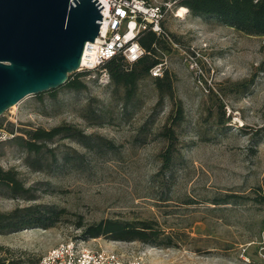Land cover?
<instances>
[{
    "label": "rangeland",
    "instance_id": "374dc122",
    "mask_svg": "<svg viewBox=\"0 0 264 264\" xmlns=\"http://www.w3.org/2000/svg\"><path fill=\"white\" fill-rule=\"evenodd\" d=\"M179 7L168 8L162 21L179 48L168 40L156 50L174 99L158 103L155 78L147 75L125 104L123 88L100 68L91 78L79 76L78 89L67 84L81 72L73 71L64 85L28 95L0 115V168L14 171L28 190L20 196L0 184V212L31 207L50 217L0 230V264H36L70 239L149 264H264V36L213 16L177 17ZM193 46L200 49L197 63L183 53ZM176 101L183 116L172 125ZM61 124L100 137L101 145L57 138L48 146L69 158L48 155L46 168L30 167L14 137ZM166 124L177 143L170 166L160 170ZM103 219L143 222L156 236L86 237L77 227Z\"/></svg>",
    "mask_w": 264,
    "mask_h": 264
},
{
    "label": "trees",
    "instance_id": "16d2710c",
    "mask_svg": "<svg viewBox=\"0 0 264 264\" xmlns=\"http://www.w3.org/2000/svg\"><path fill=\"white\" fill-rule=\"evenodd\" d=\"M167 1V0H163ZM173 7L185 6L188 12L195 16H213L222 24L234 27L250 35L264 36V0H175ZM165 8V7H164ZM163 33L156 34L151 30L142 31L137 41L144 49V53L135 61L127 62L123 56L116 55L105 61L98 69H103L109 75L111 84L114 87L123 88V103L130 102L137 91L138 83L147 75L151 76L150 70L162 61L156 55L158 48H164L171 38L167 35L161 23ZM171 42V41H170ZM179 44V43H177ZM180 45V44H179ZM88 71H81L74 79L68 81L73 89H78L83 83L79 76L86 75ZM161 77H154L159 91L160 103L164 96L173 98L172 79L163 70ZM64 85V84H63ZM49 90L48 92H52ZM41 93L36 94L40 96ZM183 116L180 101L175 102L174 113L170 115L172 125L177 124ZM96 118V117H95ZM14 140L28 153L27 164L35 169L47 167V156L57 161V156L66 161L69 154L57 152L56 147H49L55 139L71 138L76 139L85 148L93 149L101 145L100 137L92 134H85L81 129L71 124H61L51 129L42 127L21 129ZM160 135L166 140V147L161 153L162 165L160 170L167 169L172 161L173 152L176 150L177 136L174 128L164 125ZM60 154V155H59ZM0 184L11 192L23 196L28 190L23 187L16 173L12 170L0 168ZM227 199L214 203H227ZM49 211L38 212L34 208H16L7 213L0 212V230L15 231L31 223H44L50 217H46ZM42 213V214H41ZM82 228V235L86 237L108 236L116 240H141L151 242L156 233L149 231L146 223H132L117 219H103L96 223L77 225ZM164 244H169L165 242Z\"/></svg>",
    "mask_w": 264,
    "mask_h": 264
},
{
    "label": "water",
    "instance_id": "95a60500",
    "mask_svg": "<svg viewBox=\"0 0 264 264\" xmlns=\"http://www.w3.org/2000/svg\"><path fill=\"white\" fill-rule=\"evenodd\" d=\"M101 8L98 0H0V115L79 71L85 44L98 35Z\"/></svg>",
    "mask_w": 264,
    "mask_h": 264
},
{
    "label": "built area",
    "instance_id": "2783aa9c",
    "mask_svg": "<svg viewBox=\"0 0 264 264\" xmlns=\"http://www.w3.org/2000/svg\"><path fill=\"white\" fill-rule=\"evenodd\" d=\"M98 1L103 5L100 9L102 20L99 32L93 42L85 44L79 67V71H88L86 78H91L93 71L98 70L105 61L116 55L123 56L127 62L137 60L144 53V49L137 41L139 34L146 30L156 34L163 33L161 23L165 12L175 2V0ZM171 43L175 48H179L177 44L172 41ZM183 53L186 54V59H190V63H197L200 49L193 46L188 53L185 51ZM164 66L165 62L162 60L152 67L151 76H162ZM36 264L149 263L141 258H129L114 249L89 245L83 239H70L48 249Z\"/></svg>",
    "mask_w": 264,
    "mask_h": 264
},
{
    "label": "bare ground",
    "instance_id": "6f19581e",
    "mask_svg": "<svg viewBox=\"0 0 264 264\" xmlns=\"http://www.w3.org/2000/svg\"><path fill=\"white\" fill-rule=\"evenodd\" d=\"M186 13H187V8L185 6H181L175 13V16L183 18L184 16H186Z\"/></svg>",
    "mask_w": 264,
    "mask_h": 264
}]
</instances>
